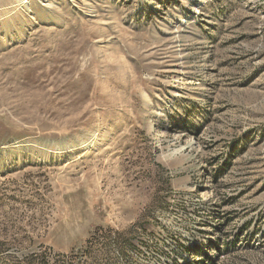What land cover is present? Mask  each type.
Segmentation results:
<instances>
[{
	"label": "rangeland",
	"instance_id": "1",
	"mask_svg": "<svg viewBox=\"0 0 264 264\" xmlns=\"http://www.w3.org/2000/svg\"><path fill=\"white\" fill-rule=\"evenodd\" d=\"M0 264H264V0H0Z\"/></svg>",
	"mask_w": 264,
	"mask_h": 264
}]
</instances>
